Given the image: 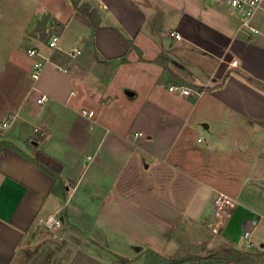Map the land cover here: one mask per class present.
<instances>
[{
  "label": "crops",
  "instance_id": "obj_1",
  "mask_svg": "<svg viewBox=\"0 0 264 264\" xmlns=\"http://www.w3.org/2000/svg\"><path fill=\"white\" fill-rule=\"evenodd\" d=\"M40 6L15 34L10 23L0 28V121L17 113L0 129V264H12L38 218L59 207L64 225L83 232L86 264L135 254L158 264L148 252L196 256L174 264H264V193L251 188L264 180V162L253 170L251 155L264 151V10L253 34L206 0ZM46 57L33 79L34 61ZM172 83L208 88L186 96ZM221 148L249 165L216 164ZM225 184L240 185L229 190L239 205L215 233L209 219ZM246 228L254 250L242 243Z\"/></svg>",
  "mask_w": 264,
  "mask_h": 264
},
{
  "label": "rangeland",
  "instance_id": "obj_2",
  "mask_svg": "<svg viewBox=\"0 0 264 264\" xmlns=\"http://www.w3.org/2000/svg\"><path fill=\"white\" fill-rule=\"evenodd\" d=\"M42 3L43 0H0V28L6 27L7 24L10 23L11 25L7 33H9V35L10 33L15 34L18 29H20L19 24L22 21L24 13H28L30 10L34 13L38 7H41L40 5H42ZM25 4H27L26 8ZM256 138H254L253 141L256 140ZM225 139L228 144V138ZM256 146L257 145H253L254 148ZM257 149L258 147L255 148L254 152L253 149L251 153L253 158L258 159L257 162L253 161L252 164L253 170L255 171L263 168L262 162H264V151ZM243 156L244 155L240 152L230 153L224 148H221L220 150L216 149L212 152L211 159L216 164H228L231 167L240 165L243 166L244 164L248 166V155L245 160L243 159ZM236 171L238 172V170ZM239 187L240 185L234 186L228 184L219 186L220 190L226 192L227 194H230V189L234 190ZM251 188L256 192L261 191L264 193V180L260 183V180L257 181L256 179H253L251 182ZM37 225L38 226L33 229L31 233H29L27 241L17 252L12 264H86L87 255L82 249L83 232L80 227L76 225L78 227L77 229L74 226H65L63 224L56 230H51L44 225ZM69 228L75 234L70 232L69 234L66 233V230H69ZM254 249L255 247H253V249L251 248V250ZM140 255L135 254L133 257L123 256L124 264H140L138 261ZM117 258L120 261V256ZM148 258H153V255H150L149 252ZM159 259L158 264H161L162 259ZM155 260L157 259L155 258ZM144 264H146V261ZM147 264H150V262L147 261Z\"/></svg>",
  "mask_w": 264,
  "mask_h": 264
},
{
  "label": "built area",
  "instance_id": "obj_3",
  "mask_svg": "<svg viewBox=\"0 0 264 264\" xmlns=\"http://www.w3.org/2000/svg\"><path fill=\"white\" fill-rule=\"evenodd\" d=\"M208 2L216 3L219 5H226L228 6L232 12L234 13L235 17L238 19L240 23V27L243 30H249L251 33L258 34L260 33V29L252 25V20L256 13L259 10H264V0H206ZM175 34L176 37L180 38L181 34L178 32H172ZM61 36L60 34H54L50 41L49 47L52 49L59 47ZM27 53L30 56L39 55L40 52L36 47H28ZM81 53V49L75 47L72 51H70L71 55H78ZM49 61V57L44 59H36L33 63L32 69V77L33 79H37L41 71L44 68L45 63ZM233 65L238 64V59L232 60ZM207 86H203L202 88H194L189 85L185 84H175L172 83L168 86V89L171 91H179L182 95L186 96H194V95H201ZM45 98V95H41L37 98V102H42ZM85 113H87L85 111ZM93 113V111H90ZM17 116V113L11 112L9 113L4 120L0 121V129H4L9 126L10 122ZM43 132V131H42ZM239 202L231 195L220 192L215 201L214 206L215 210L214 213L209 219L210 227L215 232L218 233L220 230L224 229L232 216L233 211L238 207ZM37 224L44 225L51 230H56L57 228L61 227L64 224L63 212L62 208H57L54 212L46 215L41 216L37 220ZM242 243L246 248H253L255 246V240L253 239V231L250 228H246L243 230L241 234Z\"/></svg>",
  "mask_w": 264,
  "mask_h": 264
},
{
  "label": "trees",
  "instance_id": "obj_4",
  "mask_svg": "<svg viewBox=\"0 0 264 264\" xmlns=\"http://www.w3.org/2000/svg\"><path fill=\"white\" fill-rule=\"evenodd\" d=\"M117 36L122 39L123 41H125L129 46H136L132 40L126 38L121 32H119L118 30H115ZM157 60H160V57L157 59ZM202 88V87H201ZM208 88V86H207ZM151 254L153 255V258L155 260V258L157 260L155 261H159L161 258L162 259V262L163 264H174V263H179V262H183V261H186V260H189V259H196V256L195 255H185V256H182V257H177V258H168V257H164L162 256L161 254H158V253H154V252H151Z\"/></svg>",
  "mask_w": 264,
  "mask_h": 264
}]
</instances>
